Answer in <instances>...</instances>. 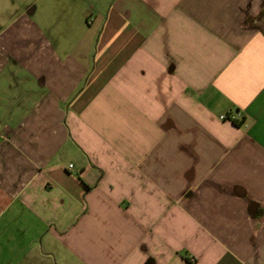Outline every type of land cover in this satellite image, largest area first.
<instances>
[{
  "label": "crops",
  "instance_id": "crops-1",
  "mask_svg": "<svg viewBox=\"0 0 264 264\" xmlns=\"http://www.w3.org/2000/svg\"><path fill=\"white\" fill-rule=\"evenodd\" d=\"M0 3V264H264V0Z\"/></svg>",
  "mask_w": 264,
  "mask_h": 264
},
{
  "label": "rangeland",
  "instance_id": "rangeland-1",
  "mask_svg": "<svg viewBox=\"0 0 264 264\" xmlns=\"http://www.w3.org/2000/svg\"><path fill=\"white\" fill-rule=\"evenodd\" d=\"M0 2H2V0H0ZM2 10V3H0V11Z\"/></svg>",
  "mask_w": 264,
  "mask_h": 264
},
{
  "label": "built area",
  "instance_id": "built-area-1",
  "mask_svg": "<svg viewBox=\"0 0 264 264\" xmlns=\"http://www.w3.org/2000/svg\"><path fill=\"white\" fill-rule=\"evenodd\" d=\"M225 117H222V119H224ZM72 167V166H71Z\"/></svg>",
  "mask_w": 264,
  "mask_h": 264
}]
</instances>
